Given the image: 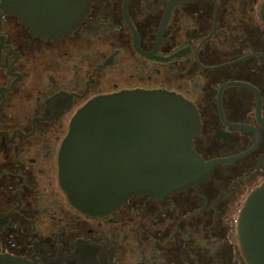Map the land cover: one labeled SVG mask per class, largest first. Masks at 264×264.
I'll list each match as a JSON object with an SVG mask.
<instances>
[{
	"label": "flooded vegetation",
	"instance_id": "1",
	"mask_svg": "<svg viewBox=\"0 0 264 264\" xmlns=\"http://www.w3.org/2000/svg\"><path fill=\"white\" fill-rule=\"evenodd\" d=\"M0 0V254L28 264H245L236 219L264 182V0ZM166 90L191 104L209 176L103 215L73 207L58 157L94 97Z\"/></svg>",
	"mask_w": 264,
	"mask_h": 264
},
{
	"label": "water",
	"instance_id": "2",
	"mask_svg": "<svg viewBox=\"0 0 264 264\" xmlns=\"http://www.w3.org/2000/svg\"><path fill=\"white\" fill-rule=\"evenodd\" d=\"M88 5L89 0H78L71 17L63 12L61 25L31 31L50 38L69 33ZM197 129L191 104L173 92L133 90L94 97L77 109L62 140L60 188L80 212L103 215L135 194L157 197L196 186L212 168L192 150ZM236 237L245 264H264V182L244 200ZM0 264L28 263L0 254Z\"/></svg>",
	"mask_w": 264,
	"mask_h": 264
}]
</instances>
